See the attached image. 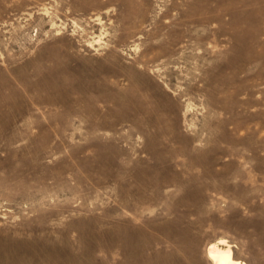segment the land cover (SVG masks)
<instances>
[{
    "label": "rangeland",
    "instance_id": "obj_1",
    "mask_svg": "<svg viewBox=\"0 0 264 264\" xmlns=\"http://www.w3.org/2000/svg\"><path fill=\"white\" fill-rule=\"evenodd\" d=\"M264 264V0H0V264Z\"/></svg>",
    "mask_w": 264,
    "mask_h": 264
},
{
    "label": "bare ground",
    "instance_id": "obj_2",
    "mask_svg": "<svg viewBox=\"0 0 264 264\" xmlns=\"http://www.w3.org/2000/svg\"><path fill=\"white\" fill-rule=\"evenodd\" d=\"M206 255L212 264H244L234 257L232 247L225 239L210 243Z\"/></svg>",
    "mask_w": 264,
    "mask_h": 264
}]
</instances>
